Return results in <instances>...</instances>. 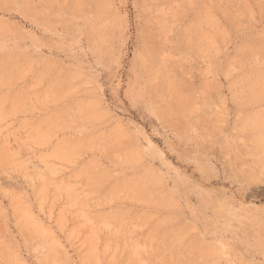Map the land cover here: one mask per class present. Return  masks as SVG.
<instances>
[{
	"label": "rangeland",
	"instance_id": "1",
	"mask_svg": "<svg viewBox=\"0 0 264 264\" xmlns=\"http://www.w3.org/2000/svg\"><path fill=\"white\" fill-rule=\"evenodd\" d=\"M0 264H264V0H0Z\"/></svg>",
	"mask_w": 264,
	"mask_h": 264
}]
</instances>
